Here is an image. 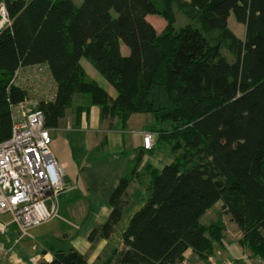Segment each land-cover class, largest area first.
Wrapping results in <instances>:
<instances>
[{
  "label": "trees",
  "instance_id": "trees-1",
  "mask_svg": "<svg viewBox=\"0 0 264 264\" xmlns=\"http://www.w3.org/2000/svg\"><path fill=\"white\" fill-rule=\"evenodd\" d=\"M82 1L0 0L11 20L0 31V144L11 138L10 105L33 90L10 85L18 70L41 67L46 76H37V85L54 83V100L34 108L49 130L67 117L81 125L94 107L110 130H126L136 114L153 115V150L174 161L162 170L144 167L150 196L121 231V247L98 263L180 264L191 250L204 264H221L225 216L241 231L242 251L264 258V0ZM178 13L189 22L177 29ZM148 15L166 20L162 32ZM232 15L246 27L244 40L228 26ZM83 58L115 97L87 74ZM139 150L109 199V217L89 235L92 249L118 234L131 186H144L142 158L153 153ZM190 151L197 156L186 165ZM220 201L218 220L204 223ZM51 249L52 258L40 264H90L74 247Z\"/></svg>",
  "mask_w": 264,
  "mask_h": 264
},
{
  "label": "crops",
  "instance_id": "crops-1",
  "mask_svg": "<svg viewBox=\"0 0 264 264\" xmlns=\"http://www.w3.org/2000/svg\"><path fill=\"white\" fill-rule=\"evenodd\" d=\"M31 81L37 80L32 78ZM44 89V87L38 85L33 88L42 96ZM109 94L115 97L112 92H109ZM95 109L96 111H94ZM93 111L98 115V126L90 124V114H88L83 117V123L79 126L73 123L71 117H67L61 123L60 128L51 130L53 151L62 170L63 178V191L58 198L64 202L63 206L66 210L69 203L68 200L66 201L67 196L70 199L74 197L76 201L71 202V206H73L71 209H75L78 212L84 208L85 211V215L81 219L72 218L71 221L69 220L71 223L73 222L70 226L77 233L69 234L68 232H63V230L68 231L67 226L69 225L68 223L66 226L63 221L60 222L62 225L60 232H55L57 229L53 230L52 228L59 222L57 221V218H59L57 216L45 223L53 225V227H51L49 232H42V239L34 234L36 229L34 228L29 232L32 241H29V239L15 240V243L7 248V264H40L43 261H49L52 258L51 247L61 248L59 245L64 246L65 244L63 243H67V245L70 243V247H74L80 253L86 255L90 264H99L98 262L107 255L109 256L113 249L121 247L123 242L121 231L127 227L130 219L118 234L108 241H102L95 249H92V244L88 240L89 235L96 225L105 222L109 217L112 211L109 199L113 191L122 177L138 163L139 148L142 147L139 135L147 132V127L155 122L138 118L139 121L142 120V124L139 123L132 131L110 130L107 124L100 122L99 108H92L90 113L92 114ZM135 116L137 114L132 116L130 123ZM89 131L93 132L92 142L88 136ZM101 147H106L107 151L110 152V156L113 157L111 161L97 163L96 160L91 158L92 150L100 149ZM151 153L153 154L143 156L140 169L143 170L148 164L158 168L152 163V160L157 163H172V161H168L167 157L160 158L158 151L153 150ZM87 158L88 160L86 161ZM140 187H142V184L140 185L139 183H133V186H131L133 189ZM135 196L139 198V192L135 191ZM143 203L144 201L142 200L140 208ZM49 208H51V202H49ZM60 209L59 206L58 215L60 214ZM65 210L63 211L65 212ZM232 250L228 246L225 257L232 260L237 259L239 256H233Z\"/></svg>",
  "mask_w": 264,
  "mask_h": 264
},
{
  "label": "built area",
  "instance_id": "built-area-1",
  "mask_svg": "<svg viewBox=\"0 0 264 264\" xmlns=\"http://www.w3.org/2000/svg\"><path fill=\"white\" fill-rule=\"evenodd\" d=\"M11 24L9 13L0 5V31ZM39 69V70H38ZM18 70L10 85L25 87L24 74L35 78L45 74L43 68ZM11 138L0 144V214L10 215V222H0V235L17 232L18 239L30 236V230L49 222L58 215L57 200L63 191L62 170L53 151L51 130L46 128L44 112L32 108L27 100L11 104ZM141 145L155 149L158 135L143 132ZM51 202V208L48 203ZM8 249L0 245V264L6 263ZM212 264H217L212 258ZM180 264H194L184 261ZM221 264H264V258L247 254L237 259L224 256Z\"/></svg>",
  "mask_w": 264,
  "mask_h": 264
},
{
  "label": "rangeland",
  "instance_id": "rangeland-1",
  "mask_svg": "<svg viewBox=\"0 0 264 264\" xmlns=\"http://www.w3.org/2000/svg\"><path fill=\"white\" fill-rule=\"evenodd\" d=\"M72 1L77 6H81L82 3H83L82 0H72ZM178 17H179V20H178V22L175 25V27L177 29L180 28L181 26H184L187 22H189L187 19L183 18L182 15L179 14V13H178ZM147 19H148L149 22H151L155 26V28L159 32H162L164 30V28L166 27L167 22L161 16L148 15ZM228 26L240 39H242V40L245 39V34H246L245 25L242 24V23L237 22L233 15L230 16V18L228 20ZM121 49H122V53L124 55H128L129 54V49L124 43L121 44ZM222 51H223V53H227L226 49H223ZM227 57H228L229 61H233L234 60L232 57H230L228 55H227ZM81 63L84 66L87 74L91 78H93L96 81H98V83L103 88H105L108 92H112L113 95H116V91L112 87V85L109 82H107V80L105 78H103L94 69V67L92 66L91 62L88 59L83 58L81 60ZM45 76H46L45 74L40 75V79H43ZM31 80H32V78H30V75L27 74L26 81H24V83H25V87H29L32 90L35 85L40 83V81H31ZM45 84L46 85H45L43 96L41 94H39L38 91H35V90L30 91L29 99H27V100H28V103L33 108H35L41 100H46V101L54 100L55 91H56L54 83L52 81H45ZM94 111H96V109ZM94 111H93L92 114L90 113V124L93 125V126H98V115ZM138 118L147 119L148 121L155 122V119H154L153 115L137 114V116H135V118H133L134 120L132 119V122L129 123V127H128L129 129L127 128L126 130L132 131L134 129V127H136L139 123H141L142 120L139 121ZM88 136H89V138H90V140L92 142L93 141V132L89 131L88 132ZM130 136H132V135H130ZM105 148L106 147H101L100 149L99 148L93 149L92 153H91V158L96 160L97 163L111 161V159L113 157L110 156V152H108L107 148L106 149ZM158 154H159L160 158L167 157L168 161L169 160L172 161V162L174 161V158L171 155H169L168 153H166V151H160V152H158ZM196 156H197V153L195 151H190L188 154L184 155L183 162L186 165H190L191 160L196 158ZM246 157H247L248 160L251 159L249 155H246ZM160 158H159V160H161ZM152 163L156 167H158L159 170H162V168L166 165V163H157L155 160H152ZM139 172H140V174H143L142 183H144V186H142V187H140L138 189L131 188L129 190L130 191L129 192V200H131V202H133V203H132V206L129 207L128 210L126 211V213H125V215H124V217L122 219V222H121V224L119 226V229H118L119 231L117 233H119L124 228L126 222L131 218V216L134 214V212H136V210H138L140 208V206L142 204V200L145 202L150 196V192H149L148 186H147L148 182H149V177L145 174L144 170L140 169ZM135 191L139 192V198L135 196ZM59 200L60 199L58 198L57 207L59 208V206H60V208H61L60 209V214L57 215L59 217V218H57V221H59V222L56 225H54V228H52V229L53 230L57 229V230H55V232H60L61 226H62L60 222L63 221L66 224V226L69 223V225L67 226L68 231H64L63 230V232H68L69 234L77 233L76 230L70 226V224L73 223V222L71 223L70 221L72 220V218L81 219L85 215L84 208H82L81 211H78V212H76L75 209L74 210L71 209V207H73V206H71V202L76 201V199L74 197L72 199H70L67 196L66 201L68 200L69 203H68V208L65 210V207L63 206L64 202H62L61 200L59 202ZM221 204H222L221 201L218 202L203 217L202 221L204 223H207V224H211L213 222H216L218 220L220 214L222 213ZM48 205H49V203H48ZM63 210H65L66 213ZM58 213H59V211H58ZM11 219L12 218L8 214L5 215V216L0 214V222L8 223V222L11 221ZM225 222L227 224V234H228L227 235V245H226L227 248H224V249L222 248V249L218 250L217 253H216V259L217 260H223L224 259V256L226 255L225 252L227 251L228 246L230 247V249H233L232 250L233 256H235V255L236 256H240L241 254H247V255L251 256L249 253L243 252L240 244L237 243V241L242 237L241 231H240L239 227L237 226V224L235 222L231 221L228 216L225 217ZM48 225H50V224H45L44 223V225L42 224V226H40L38 228L36 227V229L34 230L35 231L34 234L38 238L42 239L41 238L42 232H44V233L47 232V231L49 232V230H51V227H53V225L52 226L51 225L48 226ZM263 235H264V232H263ZM15 238L18 239V235H17V232H14V231H11V233L9 232L6 235H0V245L3 246L5 249H7L8 248V246H7L8 243L11 242V241H15ZM24 239H29V241H32L30 239V236H24L22 238H19V241L24 240ZM63 244H65L64 245L65 247L62 246V245H59V246L60 247H64V248H70V243H68V245H67V243H63ZM107 257H108V255L105 258H107ZM105 258H103L102 260H104ZM186 258H187L186 259L187 261H189L191 263H194V264H204L205 263L203 260H201L200 257L194 256V254H193V252L191 250H189L186 253ZM186 260H184V261H186ZM206 263H207V260H206Z\"/></svg>",
  "mask_w": 264,
  "mask_h": 264
}]
</instances>
